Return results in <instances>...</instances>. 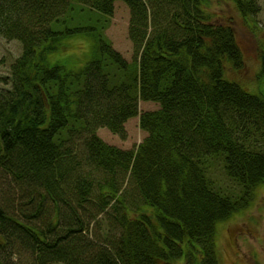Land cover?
<instances>
[{
    "label": "trees",
    "instance_id": "1",
    "mask_svg": "<svg viewBox=\"0 0 264 264\" xmlns=\"http://www.w3.org/2000/svg\"><path fill=\"white\" fill-rule=\"evenodd\" d=\"M219 1L0 0V37L21 45L0 90V174L16 187L26 219L52 216L50 231L76 224L53 241L14 221L39 264H192L187 243L200 249V264H218L216 225L248 208L264 185V91L247 93L224 77L244 59L233 26L215 21ZM229 1L248 28L255 23L257 0ZM116 3L129 11L130 61L105 34ZM75 36L91 42L88 61L76 71L50 65L48 56ZM140 103L155 108L140 111ZM133 118L145 134L133 150L97 135L105 128L124 139ZM217 168L234 190L210 178ZM33 194L53 210H28ZM112 202L117 242L79 244L87 230L80 210L100 215ZM9 219L0 208V221Z\"/></svg>",
    "mask_w": 264,
    "mask_h": 264
},
{
    "label": "rangeland",
    "instance_id": "2",
    "mask_svg": "<svg viewBox=\"0 0 264 264\" xmlns=\"http://www.w3.org/2000/svg\"><path fill=\"white\" fill-rule=\"evenodd\" d=\"M214 6L213 13L223 24L230 23L235 31L237 44L243 54L244 65L240 71H234L226 67L224 77L236 82L247 93L258 95V87L264 91V65L262 68L261 57L264 62V0H257L259 12L256 14L255 23L249 28L244 24L237 12L233 9L229 0L219 1ZM129 11L123 3L115 4V11L111 19L110 26L105 32L113 48L122 57L130 61L133 57L132 46L127 39V26ZM255 27V28H254ZM91 42L82 36L67 38L62 42V48L48 56L50 65L58 63L73 71L79 70L89 59ZM21 53V45L17 41H8L0 37V90L9 86V71L11 64ZM259 76L257 84L256 77ZM261 83V84H260ZM257 85V88H256ZM155 107L150 104L140 103V111L153 110ZM126 135L124 139L111 134L107 129H98L97 135L106 144L121 150H133L145 137L139 129L138 118L130 119L125 124ZM82 144L81 139L76 141V145ZM214 171L216 174H214ZM210 178L215 180L216 185L223 189L234 190L235 187L225 178L221 169L209 171ZM19 191L24 193L25 190ZM36 200V194H33ZM113 202L100 215L95 208H85L80 210V216H85L82 220L86 226V237L78 238L79 244H90L92 247L104 248L106 243H116L121 234L117 218L120 209L114 210ZM0 208L10 218L0 221V264H39L36 254L31 247V242L23 231L16 226L18 223L36 226L46 232L49 239L53 241L65 235L64 229L75 227L69 223H59L56 230L50 231L45 224L54 222L52 216H41L28 218L24 215L22 199L8 179L0 174ZM129 208V210H128ZM34 210H31L33 212ZM85 212V215L83 213ZM90 212L92 216L90 215ZM127 212L134 218L137 215L136 209L127 204ZM97 217L96 220H94ZM21 237V239H20ZM27 245H24V243ZM67 238L58 241V248L66 245ZM187 243V242H185ZM188 244V243H187ZM183 245L184 253L191 254L194 264H200V249L197 245ZM215 244L217 248L218 264H264V185L256 188L254 201L250 206L238 213H234L228 220L216 225ZM32 248V247H31ZM43 264H62L61 262ZM173 264H185L184 259H180Z\"/></svg>",
    "mask_w": 264,
    "mask_h": 264
},
{
    "label": "bare ground",
    "instance_id": "3",
    "mask_svg": "<svg viewBox=\"0 0 264 264\" xmlns=\"http://www.w3.org/2000/svg\"><path fill=\"white\" fill-rule=\"evenodd\" d=\"M48 148V147H47ZM254 201V200H253ZM252 201V202H253ZM251 202V203H252ZM250 203V204H251ZM250 204H249V206H250ZM27 206H28V210H34V211H43V210H46V209H49V210H53V207H52V205L51 204H49L45 199H39V198H36V200L35 199H32V200H30L28 203H27ZM248 206V207H249ZM247 209V208H246ZM225 222V221H224ZM215 231H216V229H215ZM216 250H217V248H216ZM158 264H162L161 262H158ZM185 264H187V263H185ZM192 264H194V263H192Z\"/></svg>",
    "mask_w": 264,
    "mask_h": 264
}]
</instances>
